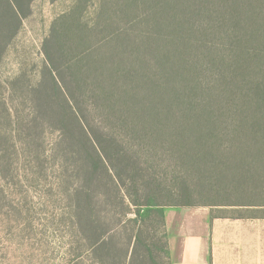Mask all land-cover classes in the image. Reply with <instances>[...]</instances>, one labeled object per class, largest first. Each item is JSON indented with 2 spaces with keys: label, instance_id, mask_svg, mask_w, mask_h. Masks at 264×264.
Segmentation results:
<instances>
[{
  "label": "trees",
  "instance_id": "obj_1",
  "mask_svg": "<svg viewBox=\"0 0 264 264\" xmlns=\"http://www.w3.org/2000/svg\"><path fill=\"white\" fill-rule=\"evenodd\" d=\"M4 1L20 21V3ZM88 6L79 1L58 31L69 64L60 68L48 58L43 69L61 95L56 105L66 124L77 120L87 130L75 96L61 82L65 74L82 82L91 99L85 111L112 121L102 128L97 122L104 144L92 137L91 127L84 134L93 149L87 161L91 170L104 169L125 219L84 236L87 246L79 229L65 231L71 237L65 246L69 264H133L137 249L149 264L157 263V250L169 259L165 241L155 237L165 228L168 209L207 207L211 217L264 218V0H126L127 12L113 8L114 20L100 9L95 23L87 18ZM107 34L119 44L114 69L99 57ZM72 41L85 49L84 72ZM3 104L9 122L17 124L10 104ZM14 136L10 132L17 153L22 148ZM109 138L130 143L132 170L146 167L141 174L153 186L143 195L135 181L132 194L119 184L104 147ZM118 150L126 156L125 148Z\"/></svg>",
  "mask_w": 264,
  "mask_h": 264
},
{
  "label": "rangeland",
  "instance_id": "obj_2",
  "mask_svg": "<svg viewBox=\"0 0 264 264\" xmlns=\"http://www.w3.org/2000/svg\"><path fill=\"white\" fill-rule=\"evenodd\" d=\"M17 1L20 21L12 16L6 2L0 0V264H69L71 255H66L65 246L71 237L65 231L72 227L79 229L84 234L81 241L87 246L88 240L83 237L92 235L94 229H113L124 218L125 208L115 200V190L104 169L91 170L87 161L93 151L85 136L88 128L90 132V127L94 129L92 137L103 143L100 128L112 121L86 112L84 105L91 99L83 93L82 82L76 76L65 74L67 77L61 82L75 96L87 130L77 120H68L66 124L56 105L61 95L43 66L50 58L60 68L69 64L64 53L66 39L58 31L69 21L79 1L89 5L86 15L93 23L100 9H108L107 16L116 20L114 14L110 16L113 8L122 10L121 14L128 11V6H123L126 0ZM100 43L103 46L100 59L114 69V51L119 44L110 41L108 34ZM75 45L72 41L69 46L74 48L72 55L76 63L83 66L80 72H84L85 49L81 51ZM3 103L10 104L6 108L12 107L10 112L18 117L17 124L9 122ZM62 109L65 110L63 105ZM10 132H14V140L22 148L18 147L17 153L13 150ZM129 145L126 139L121 142L119 138L115 141L109 138L108 147H104L109 150V164L115 165L124 192L132 194L135 181L143 195L150 184L146 175L141 174L146 167L139 164V169L132 170L129 165L132 161L127 158ZM122 147L127 151L126 156L123 153L119 156L117 152ZM160 182L158 186H164ZM164 187L159 188L161 193L166 191ZM154 193L161 194L158 190ZM164 194V200L171 199ZM187 211H170L171 223L166 222L165 228L155 234L157 240L165 241L171 264L172 245L177 249L180 243L184 217H189L185 214ZM120 235L114 233L113 240L120 241ZM123 236L126 238L124 232ZM157 251L155 264H168L166 253ZM103 254L105 257L104 251ZM134 255L133 264H149L140 249Z\"/></svg>",
  "mask_w": 264,
  "mask_h": 264
},
{
  "label": "crops",
  "instance_id": "obj_3",
  "mask_svg": "<svg viewBox=\"0 0 264 264\" xmlns=\"http://www.w3.org/2000/svg\"><path fill=\"white\" fill-rule=\"evenodd\" d=\"M188 210L180 243L177 249L172 245V264H264V218L211 217L207 207Z\"/></svg>",
  "mask_w": 264,
  "mask_h": 264
}]
</instances>
